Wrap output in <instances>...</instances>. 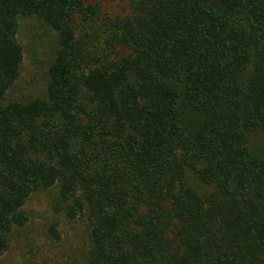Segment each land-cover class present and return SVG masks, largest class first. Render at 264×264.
<instances>
[{
    "label": "trees",
    "instance_id": "trees-1",
    "mask_svg": "<svg viewBox=\"0 0 264 264\" xmlns=\"http://www.w3.org/2000/svg\"><path fill=\"white\" fill-rule=\"evenodd\" d=\"M119 1L0 0V256L56 186L85 264H264V0ZM33 16L57 34L45 90L6 100Z\"/></svg>",
    "mask_w": 264,
    "mask_h": 264
},
{
    "label": "rangeland",
    "instance_id": "rangeland-1",
    "mask_svg": "<svg viewBox=\"0 0 264 264\" xmlns=\"http://www.w3.org/2000/svg\"><path fill=\"white\" fill-rule=\"evenodd\" d=\"M103 14H120L119 0H97ZM17 38L23 49L18 79L6 100L24 101L43 94L48 63L57 44V34L38 17H20ZM250 151L264 156V133L248 134ZM57 187L33 192L23 206L27 222L13 230L10 247L0 264H85L89 247V223L84 215L67 219L54 209ZM55 232V234L53 233Z\"/></svg>",
    "mask_w": 264,
    "mask_h": 264
}]
</instances>
